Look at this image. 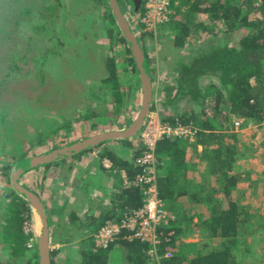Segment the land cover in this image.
<instances>
[{
    "label": "trees",
    "instance_id": "trees-1",
    "mask_svg": "<svg viewBox=\"0 0 264 264\" xmlns=\"http://www.w3.org/2000/svg\"><path fill=\"white\" fill-rule=\"evenodd\" d=\"M15 1L17 6L11 11H14L15 18H19L27 27L29 25L27 20L35 16L39 7L41 8L40 14L38 13L39 20L45 19L40 27L42 42L49 40L50 46L54 48L52 53H49L50 57L61 54L70 40L66 25L70 17L68 5L61 0ZM79 1L80 3L88 1L91 4V12L77 18V24L80 26L78 42L82 40L84 42L82 36L84 37L86 31L97 24L101 28H96L93 35L108 39L110 43V53L104 57V66L107 70V75L102 80L104 88L101 89L104 99L98 94L92 95L86 91L82 93L88 94L96 103L104 104L103 100L111 103L110 106H89L87 112L80 110L75 112L74 118L69 119L72 123L80 119L92 120L107 115L108 109L111 113L119 114L128 104L127 96L141 90L133 54L119 29L108 0ZM119 1L124 6L126 0ZM146 3L147 0H142L136 13L133 0L132 13L137 17L132 20L140 31L153 81L155 69L152 67L153 59L150 57L149 48H155L158 42L157 28L163 30L167 37L173 38L174 46L179 51L187 46L201 45L211 36L220 37L209 47L204 45L196 54H190L189 60L185 55V62L183 59L175 62L177 65L175 71L178 72L175 77L176 84L174 86L165 84L161 98L162 107L157 106L155 98L152 103L151 111H158L163 122L188 125L196 130L195 138L194 140L188 137L165 138L157 145L156 182L168 213L166 221L158 227L160 233L158 236L161 240L156 245L158 259L149 253L152 243L138 237L130 238L132 232L125 231L107 248L97 247L94 235L82 238L78 242L80 245L78 264H109L111 252L116 245L123 249L122 255L127 264H241L239 256L243 261L244 259L247 261L253 253L248 239L252 221L258 218L260 222L259 216H262L261 212L254 210L253 203L256 199L251 196L253 192L248 190L251 187L255 188L259 180L264 179V171L252 166L247 167L244 162L258 156L259 142L255 132L258 128L263 130L261 143L264 144V0H170L169 19L156 27H149L142 21L147 11ZM43 4L45 10L42 11ZM44 11L45 15L42 13ZM41 15L43 19H40ZM85 22L89 23L84 24ZM33 30L36 33L38 31L35 28ZM235 36L236 43L233 41L231 43L230 40ZM81 44L82 42L77 45L76 41L79 48ZM56 46H60L59 53L55 50ZM118 52L124 55L127 75L130 76L131 73L128 88L131 93L122 87L119 63L116 59ZM10 57L11 55L8 59ZM34 62L37 60L32 59L33 65L37 66ZM205 77H215L216 80L204 86L201 82ZM182 99L191 103L185 111H180ZM2 118L5 119V116L2 115ZM236 121L240 122L238 128L235 125ZM250 126L253 127V133L246 136L245 129L242 128ZM72 127L67 121H61L57 127L48 130L44 140L59 129L69 131ZM44 140L36 142L34 140L33 145L28 149L22 148V152L14 156L4 152L1 154L3 159H0V174L4 177V183L1 185L4 186H0V189L5 192L0 194V244H3L5 255L0 258V264H39L35 231L25 228L26 222L29 225L33 223V211L28 201L13 188L11 172L17 161L27 156L33 147L43 144ZM109 141H113L114 145H109ZM109 141L63 159L65 161L60 160L35 168L46 173L51 168L67 164L70 158L76 159L87 152L97 150L101 160L111 161V168L125 171L126 177L121 181L118 198L113 196V206L107 210V214L99 217L101 220L94 219L95 222L99 221L98 228L94 231L108 220L121 221L142 208L145 202L144 186L136 180L141 168L134 160L135 156L143 152L141 142L134 138ZM198 145L203 147L199 153L200 162H188L187 148ZM8 159L12 162H8ZM199 166L203 167V170L199 171L201 181L196 183L195 179H191L193 176L190 171ZM243 183L246 187L240 191L238 187ZM189 186L195 188L189 189ZM248 194L249 203L245 201ZM186 195L189 201L182 198ZM179 199L182 201L179 202ZM188 202L191 208H195V213L188 214L186 211L185 206ZM46 208L48 221L52 226L55 223L53 214L57 212L63 216L64 207ZM68 216L74 223L81 219L82 225L88 223L87 220L91 217L86 216L82 219L75 212ZM195 218L197 220H194ZM89 226L91 224H88ZM52 229L53 242L62 245L51 248L52 264H58L57 257L63 251L67 252L65 264H74L71 253L76 244L75 237L61 238L56 234L55 228ZM195 231L204 233L205 237L210 239L208 243L199 244L183 240L187 234ZM167 251H171L172 256L164 257Z\"/></svg>",
    "mask_w": 264,
    "mask_h": 264
},
{
    "label": "rangeland",
    "instance_id": "rangeland-1",
    "mask_svg": "<svg viewBox=\"0 0 264 264\" xmlns=\"http://www.w3.org/2000/svg\"><path fill=\"white\" fill-rule=\"evenodd\" d=\"M50 1L52 2L53 0ZM61 1H63L65 5H68L70 13L69 20L66 22L70 40L61 54L52 55L53 57H50L51 55L49 53H52L54 48L50 46L49 40L42 42V37L40 36V27L42 21H45V19L42 18L43 15H45V11L42 12L43 15L40 17V19L43 20H39L38 13L40 14L41 9L39 7V11L36 12V15L29 18V21L27 20V22H29L27 27L21 20L19 21V18H15L14 11H11L17 6L16 1L0 0V156L3 152L13 154V156L17 155L22 152V148L28 149L30 145H33L34 140L35 142L44 140L48 130L57 127L61 121H67L73 127L69 131L59 129L55 133L50 134V136L46 138V141H43V144L29 150V155L47 151L56 146H61L95 133L124 127L134 119L140 108L142 97L141 90H136L134 93L127 96L128 104L119 114L111 113L110 109H108L107 115L100 116L96 119H80L78 122H69L70 118H74L75 112L79 110L80 112H87L89 106H110L111 101L108 102L103 100L102 102L104 104H99L98 102L96 103L95 100H92V98H89L88 94L84 93L83 95L82 93L86 91L92 95L98 94L103 98L104 93L102 94L101 92V89L104 88L102 80L103 77L107 75V70L104 66V57L107 53H110V43L108 39L97 38L96 35H93L96 28H101L100 25L95 24L91 29L86 31L84 37L82 36L85 41H81L82 44L79 45V48L77 45L81 42H78L79 39L77 35L80 31V26L77 24V18L89 14L91 12V4L88 1L80 3L79 0ZM125 4L128 7L129 17L135 19L137 16L132 13L133 0H126ZM43 10H45L44 4L42 11ZM88 23L89 22H85L84 24ZM33 26L38 30L37 33L33 30ZM159 29L160 28H157L156 30L158 42L155 48H149V54L153 59L152 67L155 69V78L153 81L154 98L157 102V106L160 108L162 107L161 98L163 96L162 93L165 89V84L170 86L176 84L175 77L178 72L175 71L177 68L175 62L179 59H183L185 62V55L188 56L187 59L189 60L190 54H196L204 45L209 47L212 42L218 41L220 37L211 36L201 45L194 47L187 46V48L184 47L183 50L179 51L174 46L173 38L167 37V34ZM230 41L231 43L232 41L236 43L237 37H233ZM26 47H28L27 51ZM55 50L59 53L60 46H56ZM18 54L20 56H18ZM10 55L11 57L8 59ZM19 57H21V59ZM31 58L37 60V62H34L37 66L33 65ZM116 59L119 63L122 87L126 92L131 93L128 89L130 88L129 79L131 78V73L130 76H128L125 71L126 65L123 61L124 55L118 52ZM26 60L28 61L25 62ZM213 80H216V78L205 77L201 83L205 86ZM105 102L108 103L105 104ZM85 104L88 107H86ZM190 105V102L182 99L180 101V111H185ZM103 109L104 107H102V110ZM170 113L173 114L171 111ZM2 115L5 116V119L2 118ZM252 128L253 127L250 126L242 129H245V131H243L246 136H251L253 133ZM255 132L257 142H259L257 143L258 156L250 158L249 161L245 162V166H252L258 170L264 171V144L261 143L263 139V130L262 128H258ZM109 145L113 146V141H109ZM0 159L2 160L3 157L1 156ZM9 160L10 159H8V162L11 163L12 160ZM70 162L71 160L61 167L51 168L46 173H44L42 169L40 171L34 170L26 172L21 176V181L31 188L34 187L32 189H36L35 191H38L43 199L48 202L49 194L51 193L49 187H52L50 183L48 184V181L54 178L53 187L56 190L58 182H60L62 178H64L65 181L64 186L69 185L71 173L69 166L72 167ZM45 174L46 177H44ZM3 183L4 177L0 174V186H4L1 185ZM245 187L246 184L243 183L239 190L241 191L245 189ZM67 191L68 188L63 195L58 197L60 202L67 196ZM249 191L253 192L251 196H253V199H256V204L255 202L253 203L254 210L261 212L262 216H259L260 222L258 218L253 219L252 225L249 228V246H251L253 253L250 254L247 261L246 259L243 261L241 256H239L238 259L241 264H245V261L246 264H264V179L259 180L256 187H251L248 192ZM4 192L3 189H0V194H4ZM246 199L245 201L249 203V194ZM257 205L259 206L256 207ZM63 210V216H58L57 218L55 216L53 228H55L56 234H59L61 238H68V236L75 237L74 241L76 244H74V251L71 255L73 256L74 264H78L80 260L78 254L80 245L78 242L89 234L87 232H85V234L83 233L84 231L78 230V227L75 228V224L71 223L68 216L72 210L70 204H66ZM39 224L40 222L36 217L35 225L33 223L29 225L26 222L25 228L27 230H36ZM51 238V248L62 246L61 244L54 243L53 237ZM187 239L199 242V244L208 243L210 240L208 237H205L202 232L188 236ZM183 240L185 241V238H183ZM3 250V244H0V258L5 255ZM122 250L120 246H116L112 250L109 264H127L125 257L122 255ZM66 253V251H63L58 255V264H65Z\"/></svg>",
    "mask_w": 264,
    "mask_h": 264
},
{
    "label": "water",
    "instance_id": "water-1",
    "mask_svg": "<svg viewBox=\"0 0 264 264\" xmlns=\"http://www.w3.org/2000/svg\"><path fill=\"white\" fill-rule=\"evenodd\" d=\"M141 1L142 0H134L136 13H138ZM108 2L111 6L119 29L122 31L123 36L127 40L138 69L142 96L140 108L131 123L124 127L95 133L47 151L37 152L30 155L28 154L15 163L11 172L12 186L19 195L28 201L30 207L32 208L33 224L35 225L36 217L40 222L38 229L36 228V230H34L39 264H52V226H50L48 221V212L44 200L38 192L28 187L21 181V176L31 169L72 157L104 141L125 138L136 139L147 119L148 114L151 112L152 103L154 101L152 72L146 52L142 46L140 31L137 29L134 20L129 17V11L126 4H123L124 6H122L119 0H108Z\"/></svg>",
    "mask_w": 264,
    "mask_h": 264
},
{
    "label": "built area",
    "instance_id": "built-area-1",
    "mask_svg": "<svg viewBox=\"0 0 264 264\" xmlns=\"http://www.w3.org/2000/svg\"><path fill=\"white\" fill-rule=\"evenodd\" d=\"M170 0H147V11L142 21L149 27H156L169 19ZM236 127L240 122H235ZM196 130L183 124L172 125L163 122L158 111H151L139 133V141L143 146V152L135 156V164L141 168L136 175L138 183L144 186L145 202L142 208L135 210L121 221L108 220L94 234L95 245L99 248H107L121 233L132 232L129 237H138L141 240L152 243L149 253L156 259L158 254L156 245L160 243L158 227L167 219V211L164 208V201L159 195V188L156 182V171L158 162L157 145L165 138L188 137L194 140ZM111 166V165H109ZM126 173L124 174V178ZM171 234V233H169ZM172 256L167 251L164 257Z\"/></svg>",
    "mask_w": 264,
    "mask_h": 264
},
{
    "label": "crops",
    "instance_id": "crops-1",
    "mask_svg": "<svg viewBox=\"0 0 264 264\" xmlns=\"http://www.w3.org/2000/svg\"><path fill=\"white\" fill-rule=\"evenodd\" d=\"M202 149H203L202 145H198L195 147L193 146V148L189 146L186 152L187 161L190 163L200 162L199 153L202 151ZM70 159H71L70 165H72V167L70 166L71 173H70L69 185L64 186L65 181L64 178H62V180L58 182V186L57 187L55 186L57 188L56 190L53 187L54 178L48 181V184L50 183V185H52V187H49L51 193L49 194L48 202H46L45 199H43V197L38 191L36 192L40 194L41 198L45 202V205L52 209H58V208L60 209L63 207L65 208L66 204L68 205L70 204L72 209L70 213L75 212L76 215L82 219H85L86 216L88 217L91 216L89 217V220H87L88 223L84 225H82V222L80 223L81 219L77 220L79 222L76 221L75 223L74 222L71 223L75 224V228L78 227V230L84 231L83 233L87 232L89 235H94L98 231V230L97 231L94 230L98 228L97 225L99 222V221L95 222L94 219L96 218L99 219V217L103 216L104 213L107 214V210L113 206V202H112L113 196H116L117 198L119 196V191H120L119 187L121 186V181L124 179L125 171L123 169L118 170L116 168L113 169V167L111 168V166H109L111 165V161L108 159L101 160L97 150H94L92 152L91 151L87 152L79 158L76 159L70 158ZM201 166L197 167L193 171H190V173L193 176V178L191 177L190 178L195 179L194 182L196 183L201 181L199 174V171L203 170V167ZM240 185L238 188H241L242 185L241 186ZM67 188H68V191L66 192L67 198L66 197L63 198L62 202H60L58 197L60 195H63V193L67 190ZM192 188L195 187L189 186V189ZM182 198H185V200L189 201L187 195ZM181 201L182 199H179V202ZM190 203L188 202L185 208L188 214H193L195 213V208L193 207L191 208ZM63 214H64V210H63ZM53 216L54 218L55 216L57 218V216L60 215L56 212L53 214ZM194 220H197V218H195ZM88 224H91V226L88 227ZM196 233H198V231H195L192 234H187V236L184 237L185 241L188 242L193 241L187 239V237L196 235Z\"/></svg>",
    "mask_w": 264,
    "mask_h": 264
},
{
    "label": "clouds",
    "instance_id": "clouds-1",
    "mask_svg": "<svg viewBox=\"0 0 264 264\" xmlns=\"http://www.w3.org/2000/svg\"><path fill=\"white\" fill-rule=\"evenodd\" d=\"M136 140H139V135H138V137H137V139ZM135 158V157H134Z\"/></svg>",
    "mask_w": 264,
    "mask_h": 264
},
{
    "label": "flooded vegetation",
    "instance_id": "flooded-vegetation-1",
    "mask_svg": "<svg viewBox=\"0 0 264 264\" xmlns=\"http://www.w3.org/2000/svg\"><path fill=\"white\" fill-rule=\"evenodd\" d=\"M29 172V171H28ZM29 187V186H28Z\"/></svg>",
    "mask_w": 264,
    "mask_h": 264
}]
</instances>
